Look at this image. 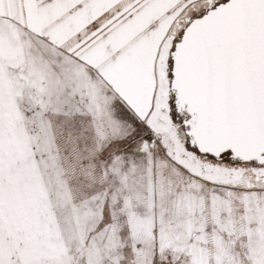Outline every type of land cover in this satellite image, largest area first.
<instances>
[{
    "label": "snow or ice",
    "instance_id": "snow-or-ice-1",
    "mask_svg": "<svg viewBox=\"0 0 264 264\" xmlns=\"http://www.w3.org/2000/svg\"><path fill=\"white\" fill-rule=\"evenodd\" d=\"M0 264H264V0H0Z\"/></svg>",
    "mask_w": 264,
    "mask_h": 264
}]
</instances>
